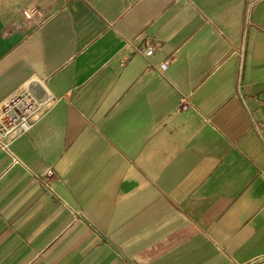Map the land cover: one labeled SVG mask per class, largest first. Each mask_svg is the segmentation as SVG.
<instances>
[{
  "label": "crops",
  "instance_id": "1",
  "mask_svg": "<svg viewBox=\"0 0 264 264\" xmlns=\"http://www.w3.org/2000/svg\"><path fill=\"white\" fill-rule=\"evenodd\" d=\"M27 89L0 264H264V0H0V106Z\"/></svg>",
  "mask_w": 264,
  "mask_h": 264
},
{
  "label": "built area",
  "instance_id": "2",
  "mask_svg": "<svg viewBox=\"0 0 264 264\" xmlns=\"http://www.w3.org/2000/svg\"><path fill=\"white\" fill-rule=\"evenodd\" d=\"M22 16L26 20L32 19L34 12L22 11ZM128 47L134 49V51L144 57H149L153 54L155 47L153 45L147 46L145 49H139L128 44ZM166 65L162 64L161 69H165ZM50 98L44 96L43 98L37 97L33 91L27 89L19 94H16L0 106V149L11 155L9 150L10 143L19 136L28 132L31 127L30 117L32 113L42 105L46 104ZM186 109V107H183ZM258 138L264 146V117L253 125ZM14 163H18L17 158H13ZM48 176L52 175V172H48Z\"/></svg>",
  "mask_w": 264,
  "mask_h": 264
}]
</instances>
